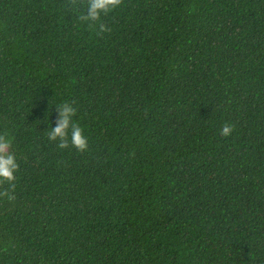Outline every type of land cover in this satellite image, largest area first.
Masks as SVG:
<instances>
[{
	"label": "trees",
	"instance_id": "trees-1",
	"mask_svg": "<svg viewBox=\"0 0 264 264\" xmlns=\"http://www.w3.org/2000/svg\"><path fill=\"white\" fill-rule=\"evenodd\" d=\"M87 4L0 0V264H264V0Z\"/></svg>",
	"mask_w": 264,
	"mask_h": 264
},
{
	"label": "clouds",
	"instance_id": "clouds-1",
	"mask_svg": "<svg viewBox=\"0 0 264 264\" xmlns=\"http://www.w3.org/2000/svg\"><path fill=\"white\" fill-rule=\"evenodd\" d=\"M119 0H88L85 19H96L110 8H115ZM55 111V123L49 124V113L46 128H49L48 139L57 143L60 148L71 144L77 150L83 151L88 147V140L83 129L74 119L76 108L69 102L53 104ZM52 105V106H53ZM231 132V126L227 123L222 127L220 134L227 136ZM11 137L0 135V182H11L15 179L18 169V160L15 153L10 149ZM11 198V197H9Z\"/></svg>",
	"mask_w": 264,
	"mask_h": 264
}]
</instances>
